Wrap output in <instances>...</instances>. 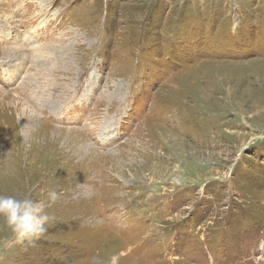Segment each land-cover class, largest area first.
<instances>
[{
	"label": "rangeland",
	"instance_id": "1",
	"mask_svg": "<svg viewBox=\"0 0 264 264\" xmlns=\"http://www.w3.org/2000/svg\"><path fill=\"white\" fill-rule=\"evenodd\" d=\"M8 2L0 193L59 199L0 264H264V0Z\"/></svg>",
	"mask_w": 264,
	"mask_h": 264
},
{
	"label": "clouds",
	"instance_id": "2",
	"mask_svg": "<svg viewBox=\"0 0 264 264\" xmlns=\"http://www.w3.org/2000/svg\"><path fill=\"white\" fill-rule=\"evenodd\" d=\"M59 199L56 190L51 189L47 193V202L37 201L29 195H12L0 193V220L15 234V238L23 242L31 241L43 236L53 220L46 212ZM260 247L264 249V241ZM264 258V257H262ZM120 255L114 254L110 257L108 264H119ZM93 264H102L99 258H93ZM209 264H215L209 254Z\"/></svg>",
	"mask_w": 264,
	"mask_h": 264
},
{
	"label": "bare ground",
	"instance_id": "3",
	"mask_svg": "<svg viewBox=\"0 0 264 264\" xmlns=\"http://www.w3.org/2000/svg\"><path fill=\"white\" fill-rule=\"evenodd\" d=\"M0 23H1V22H0ZM0 31H1L0 33H2V36H0V38H1V37H5V36H4L5 33L2 32L1 28H0ZM10 36H11V34H10ZM10 36H9V37H10ZM10 38H11V37H10ZM19 50H20V49H18V48H15V49L9 50V51H8V55H13L14 52L19 51ZM35 55H36V54H35ZM35 55H34V56H35ZM37 56H38V55H37ZM24 57H25V56H24ZM24 57H23V58H24ZM3 59H4V58H3ZM33 64H34V63H33ZM18 72H19V71H16V73H15L13 76H17V73H18ZM41 79H42V78H41ZM53 80H54V79H53ZM84 87H85V85H84ZM37 91H38V90H36V92H37ZM106 128H107V126H106ZM104 131H106V129H105ZM107 133H110V131H107ZM100 137H101V138H108L109 135H106V134L103 135V133H102V134H100Z\"/></svg>",
	"mask_w": 264,
	"mask_h": 264
}]
</instances>
